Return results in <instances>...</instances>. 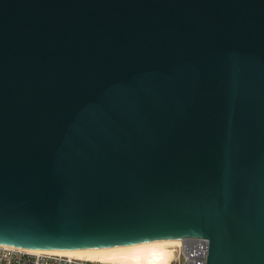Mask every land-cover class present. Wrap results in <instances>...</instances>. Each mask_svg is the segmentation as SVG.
Masks as SVG:
<instances>
[{
  "label": "water",
  "instance_id": "water-1",
  "mask_svg": "<svg viewBox=\"0 0 264 264\" xmlns=\"http://www.w3.org/2000/svg\"><path fill=\"white\" fill-rule=\"evenodd\" d=\"M182 237L264 264V0H0V243Z\"/></svg>",
  "mask_w": 264,
  "mask_h": 264
},
{
  "label": "built area",
  "instance_id": "built-area-1",
  "mask_svg": "<svg viewBox=\"0 0 264 264\" xmlns=\"http://www.w3.org/2000/svg\"><path fill=\"white\" fill-rule=\"evenodd\" d=\"M186 264H206L208 241L185 238L182 242ZM0 264H113L48 251H31L0 243Z\"/></svg>",
  "mask_w": 264,
  "mask_h": 264
},
{
  "label": "bare ground",
  "instance_id": "bare-ground-1",
  "mask_svg": "<svg viewBox=\"0 0 264 264\" xmlns=\"http://www.w3.org/2000/svg\"><path fill=\"white\" fill-rule=\"evenodd\" d=\"M184 238H181V243ZM181 245V244H177ZM172 245L125 247L112 249H41L25 248L31 251H48L59 255L76 256L113 264H169Z\"/></svg>",
  "mask_w": 264,
  "mask_h": 264
},
{
  "label": "rangeland",
  "instance_id": "rangeland-1",
  "mask_svg": "<svg viewBox=\"0 0 264 264\" xmlns=\"http://www.w3.org/2000/svg\"><path fill=\"white\" fill-rule=\"evenodd\" d=\"M169 248L172 250L169 264H186L182 243L181 245H172Z\"/></svg>",
  "mask_w": 264,
  "mask_h": 264
}]
</instances>
